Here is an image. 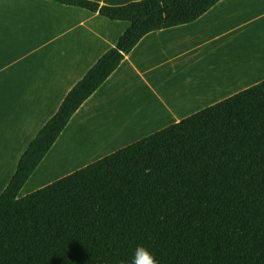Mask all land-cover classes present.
<instances>
[{
    "label": "trees",
    "instance_id": "1",
    "mask_svg": "<svg viewBox=\"0 0 264 264\" xmlns=\"http://www.w3.org/2000/svg\"><path fill=\"white\" fill-rule=\"evenodd\" d=\"M127 29L67 93L0 194V264H264V80L27 195L18 194L81 104L147 33L220 0H52Z\"/></svg>",
    "mask_w": 264,
    "mask_h": 264
},
{
    "label": "crops",
    "instance_id": "2",
    "mask_svg": "<svg viewBox=\"0 0 264 264\" xmlns=\"http://www.w3.org/2000/svg\"><path fill=\"white\" fill-rule=\"evenodd\" d=\"M127 27L52 0H0V194L67 93ZM257 38L264 0H220L190 23L145 34L71 116L28 193L67 175L35 183L69 141L102 138L68 174L264 80V48L251 50Z\"/></svg>",
    "mask_w": 264,
    "mask_h": 264
},
{
    "label": "rangeland",
    "instance_id": "3",
    "mask_svg": "<svg viewBox=\"0 0 264 264\" xmlns=\"http://www.w3.org/2000/svg\"><path fill=\"white\" fill-rule=\"evenodd\" d=\"M80 136H81V134H80ZM78 139L75 141L67 142L65 144V149L58 148L54 154L53 153L50 154V156L48 158V163H47V174L43 178H40V180H38V182H35L36 184L41 182V181H42L41 183L46 182L51 178L54 179V178L58 177V175H64L66 173L68 174L70 169L77 166L78 163L81 162L80 159H77V158L78 157H81L82 159L84 158L83 157L84 155H81L82 152L81 153H75L72 155V153L79 151L78 149H74L75 145H78V147L84 146V144H80L78 142L79 141ZM91 139H89L88 142H86V144L88 143L89 147L92 145L95 146L96 148L100 147V146H97V143H95V142H89V141H91ZM95 150L93 149L91 153L97 152ZM72 156H75V158L72 159ZM35 178L36 177H34V179ZM34 179L31 180V178H30L28 180V182L21 189V191L19 193L20 195H26V193H28V190L30 191V189H33L32 187L35 186L33 183ZM30 180H31V182L29 183ZM37 186H38V184L35 187H37Z\"/></svg>",
    "mask_w": 264,
    "mask_h": 264
},
{
    "label": "clouds",
    "instance_id": "4",
    "mask_svg": "<svg viewBox=\"0 0 264 264\" xmlns=\"http://www.w3.org/2000/svg\"><path fill=\"white\" fill-rule=\"evenodd\" d=\"M118 264H159V262L147 247L138 245L130 260H121Z\"/></svg>",
    "mask_w": 264,
    "mask_h": 264
},
{
    "label": "bare ground",
    "instance_id": "5",
    "mask_svg": "<svg viewBox=\"0 0 264 264\" xmlns=\"http://www.w3.org/2000/svg\"><path fill=\"white\" fill-rule=\"evenodd\" d=\"M256 35H261V34L255 33V36ZM263 39L264 38H261L260 40L258 38L255 39V42H254V47L255 48H252L251 49L253 52L254 51L258 52V50H262L264 48V40ZM259 41H260V43H259ZM92 136L93 137H92L91 141H89V142L99 143L102 140V138L100 137V135H98L97 133H94V135H92ZM88 140L89 139H84V140L78 141L80 144H84V146H79L78 147V145H75V148L74 149H78L79 151L72 153V155L75 154V153H81L82 152L81 155H84L86 157H89L88 155L92 152V150H89L88 143L86 144V142H88ZM73 158H75V156H72V159Z\"/></svg>",
    "mask_w": 264,
    "mask_h": 264
}]
</instances>
